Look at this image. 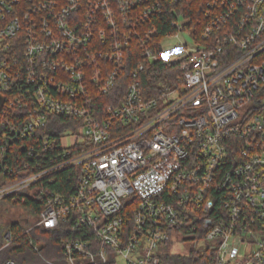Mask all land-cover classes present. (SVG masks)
<instances>
[{"label":"built area","instance_id":"obj_1","mask_svg":"<svg viewBox=\"0 0 264 264\" xmlns=\"http://www.w3.org/2000/svg\"><path fill=\"white\" fill-rule=\"evenodd\" d=\"M188 1L0 0V201L43 206L48 264H264V0ZM159 61L179 83L148 96Z\"/></svg>","mask_w":264,"mask_h":264},{"label":"trees","instance_id":"obj_2","mask_svg":"<svg viewBox=\"0 0 264 264\" xmlns=\"http://www.w3.org/2000/svg\"><path fill=\"white\" fill-rule=\"evenodd\" d=\"M183 9L188 16L193 15L195 17L196 23H198L199 19H202V3L200 1H188L183 5ZM171 19L172 16L168 14L154 19L159 27L160 34L173 31L170 24ZM198 28L200 31L202 25H199ZM131 61V64L134 66L136 60L133 58ZM180 75L181 72L178 65L159 61L153 63L142 72L140 76L141 85L148 96H154L164 87L178 84V78ZM2 134V129L0 128V144L2 142ZM19 150L22 152L21 148H19ZM72 173L73 171L71 169L64 170L58 174L55 182L51 186L58 190H61L62 184H66L70 187V181L72 180L69 179V176H71ZM2 182L3 178L0 175V184H2ZM0 204L3 206H5L4 204L19 206L27 211V216H25L23 220L18 219L11 221L6 226L4 223L0 222V247L4 244V236L7 231L10 230L15 238L13 243L0 252V263L8 259H13L18 264H45L43 258L45 260L63 263V253L60 247V243L64 239L62 233L41 227L33 230L30 233V236L25 233L32 221L40 215L43 208L41 204L30 199L22 201L21 198H17L16 200L8 198L2 200ZM30 238H33L36 244L41 245L40 254L42 256L33 249ZM172 260L176 264H197V262L200 261V258L197 256H173Z\"/></svg>","mask_w":264,"mask_h":264},{"label":"rangeland","instance_id":"obj_3","mask_svg":"<svg viewBox=\"0 0 264 264\" xmlns=\"http://www.w3.org/2000/svg\"><path fill=\"white\" fill-rule=\"evenodd\" d=\"M185 44H188V48L193 47V41L191 36L189 35L188 32H183L180 33L179 37H171V38H166L164 40V50L169 52L171 49H173L174 47H185ZM179 57V55L177 53H172L168 55V59L169 60H177ZM0 103H1V96H0ZM82 139V138H81ZM1 203V201H0ZM2 204H0V222L4 223L5 226L7 224H9V222L11 221H15V220H23L25 218V216H27V211L25 209H23L22 207L19 206H11V205H7L4 204L5 206H1ZM41 247V245H40ZM38 253V252H37ZM40 254V253H38ZM40 256H42L40 254ZM43 261L45 264H48V261L45 260L43 258Z\"/></svg>","mask_w":264,"mask_h":264},{"label":"water","instance_id":"obj_4","mask_svg":"<svg viewBox=\"0 0 264 264\" xmlns=\"http://www.w3.org/2000/svg\"><path fill=\"white\" fill-rule=\"evenodd\" d=\"M1 104V103H0Z\"/></svg>","mask_w":264,"mask_h":264}]
</instances>
